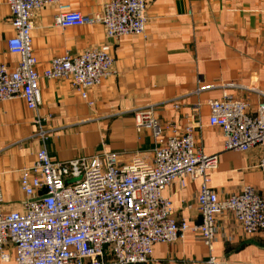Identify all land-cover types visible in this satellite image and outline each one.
Returning a JSON list of instances; mask_svg holds the SVG:
<instances>
[{"label":"crops","instance_id":"crops-1","mask_svg":"<svg viewBox=\"0 0 264 264\" xmlns=\"http://www.w3.org/2000/svg\"><path fill=\"white\" fill-rule=\"evenodd\" d=\"M59 1L88 20L100 15L108 0ZM145 1L144 33L116 40L108 39L99 23L57 27L54 5L34 11L31 46L40 76L38 113L20 99L0 102V186L6 211L21 210L20 171L34 164L40 146L37 114L47 120L46 147L53 161L105 152L126 162L152 158V134L138 131L135 118L138 109L152 106L164 129L193 127L196 150L218 156L206 184L218 197H229L244 186L264 190L260 148L224 151L220 129L208 124L209 103L224 95L247 100L252 109L264 99V0ZM13 35L9 7L0 0V64L9 69L18 62L7 49ZM105 45L114 73L89 89L86 98L73 92L67 81L42 77L53 59ZM200 184V178L176 179L162 192L171 202L173 217L189 227L200 222L195 205ZM216 227L211 252L197 235L188 233L182 241L154 245L146 264H205L210 255L221 264H264V231L245 237L229 216L219 217ZM9 249L10 261L0 264H15Z\"/></svg>","mask_w":264,"mask_h":264},{"label":"built area","instance_id":"built-area-1","mask_svg":"<svg viewBox=\"0 0 264 264\" xmlns=\"http://www.w3.org/2000/svg\"><path fill=\"white\" fill-rule=\"evenodd\" d=\"M6 3L14 30L7 49L18 56V62L12 69L0 64V102L20 99L36 113L40 76L31 46L35 10L54 5L57 27L99 23L111 40L145 31V0H108L101 14L88 20L59 0ZM113 70L114 61L105 45L53 59L42 77L67 81L73 92L86 98L88 90ZM135 118L138 131L152 134L150 160L133 157L124 162L117 154L102 152L56 162L46 147L47 120L36 115L35 136L40 146L34 164L20 171V211H6L0 186V263L10 261L11 247L15 264H146L154 245L182 241L188 233L197 235L211 252L218 234L216 221L227 216L245 237L264 231V190L255 192L244 186L229 197H218L206 186L218 156L196 150L193 127L164 129L152 106L138 109ZM208 124L220 129L224 151L246 153L260 148L258 167L264 174V99L252 109L247 100L224 95L209 103ZM185 178L201 179L195 200L200 222L192 227L173 217L170 200L162 196L176 179ZM205 264L221 263L210 255Z\"/></svg>","mask_w":264,"mask_h":264}]
</instances>
